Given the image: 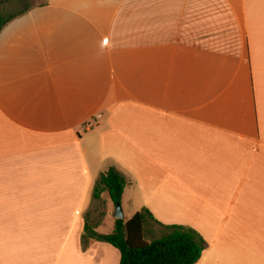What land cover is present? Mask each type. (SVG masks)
I'll return each mask as SVG.
<instances>
[{
    "label": "crops",
    "instance_id": "obj_1",
    "mask_svg": "<svg viewBox=\"0 0 264 264\" xmlns=\"http://www.w3.org/2000/svg\"><path fill=\"white\" fill-rule=\"evenodd\" d=\"M0 10V264H119L82 238L110 166L124 220L194 228L196 264H264V0Z\"/></svg>",
    "mask_w": 264,
    "mask_h": 264
},
{
    "label": "trees",
    "instance_id": "obj_2",
    "mask_svg": "<svg viewBox=\"0 0 264 264\" xmlns=\"http://www.w3.org/2000/svg\"><path fill=\"white\" fill-rule=\"evenodd\" d=\"M12 16L0 10V30ZM128 184L126 177L114 166L101 172L92 187V197L99 199L108 192L115 206L121 203L123 191ZM159 224L160 236L146 239L149 221ZM82 238L108 243L120 254L119 264H196L201 258L206 242L194 228L182 224H160L145 207L129 219H115L113 230L99 233L85 221Z\"/></svg>",
    "mask_w": 264,
    "mask_h": 264
},
{
    "label": "rangeland",
    "instance_id": "obj_3",
    "mask_svg": "<svg viewBox=\"0 0 264 264\" xmlns=\"http://www.w3.org/2000/svg\"><path fill=\"white\" fill-rule=\"evenodd\" d=\"M36 0H0V8L1 9H11L13 12L22 10V8L34 3ZM92 195V193H91ZM106 195H108L106 193ZM131 196L134 200L137 199L138 194L131 193ZM92 199H94L92 197ZM123 211V210H122ZM128 212H131V209L124 210V214H128ZM108 213V206H107V200L106 198H99L94 199L92 202L88 205L84 212V218L85 220L93 227L100 225L103 227L99 228V231L102 233H107L112 230L113 226V219L115 220V206L111 204V209H109V214H111V218L109 220H106ZM124 219V218H123ZM146 239L150 240L152 238L160 236L162 230L160 227H158L156 224L152 223L151 221L148 222L146 225Z\"/></svg>",
    "mask_w": 264,
    "mask_h": 264
},
{
    "label": "water",
    "instance_id": "obj_4",
    "mask_svg": "<svg viewBox=\"0 0 264 264\" xmlns=\"http://www.w3.org/2000/svg\"><path fill=\"white\" fill-rule=\"evenodd\" d=\"M116 219H123L124 218V214L122 211V207H121V203H117L115 205V214H114Z\"/></svg>",
    "mask_w": 264,
    "mask_h": 264
}]
</instances>
